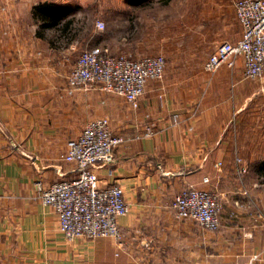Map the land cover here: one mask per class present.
I'll return each mask as SVG.
<instances>
[{"label":"crops","instance_id":"0c3cea01","mask_svg":"<svg viewBox=\"0 0 264 264\" xmlns=\"http://www.w3.org/2000/svg\"><path fill=\"white\" fill-rule=\"evenodd\" d=\"M40 1L0 0V264H233L253 252L264 257V105L250 104L264 77L243 79L240 58L233 68L203 67L220 41L240 36L233 0H122L120 29L107 25L99 38L95 23L77 38L42 26L33 12ZM96 42L133 58L164 55L163 78L147 83L137 107L98 84L68 89L82 45ZM97 116L127 138L110 163L95 167L99 184H122L130 203L119 217L121 249L107 236L67 241L55 211L33 197L37 179L76 177L63 154ZM235 154L247 166L242 177ZM191 184L220 196V229L173 216L172 197Z\"/></svg>","mask_w":264,"mask_h":264},{"label":"built area","instance_id":"2783aa9c","mask_svg":"<svg viewBox=\"0 0 264 264\" xmlns=\"http://www.w3.org/2000/svg\"><path fill=\"white\" fill-rule=\"evenodd\" d=\"M232 4L240 36L235 40L220 41L207 55L203 67L208 72H214L222 64L233 68L236 58H240L242 78L258 81L264 77V0H233ZM95 24L99 28L105 26L101 18ZM164 69L162 53L133 58L126 53H111L107 47L84 48L69 71L68 89H88L98 84L101 89L121 95L137 107L147 83L160 81ZM177 122L176 117L171 119L173 125ZM151 132L148 127L145 134L150 135ZM126 140V136L112 131L107 116L94 117L84 124L63 154L64 160L75 164L76 177L50 184L42 179L35 181L33 197L55 211L59 228L67 241L107 236L114 240L118 249L124 246L119 217L130 211V203L122 184H99L95 167L100 163H110L117 147ZM234 162L237 175L242 177L247 166L236 154ZM221 165L220 161L215 163L217 167ZM202 180L208 181V176L204 175ZM221 207L222 202L216 192L192 184L183 187L170 201L175 218L193 219L199 227L212 231L220 226ZM258 217L264 219L261 213ZM139 264L146 263L141 261ZM233 264H264V257L260 252H253Z\"/></svg>","mask_w":264,"mask_h":264},{"label":"rangeland","instance_id":"374dc122","mask_svg":"<svg viewBox=\"0 0 264 264\" xmlns=\"http://www.w3.org/2000/svg\"><path fill=\"white\" fill-rule=\"evenodd\" d=\"M82 3H78V1H73L74 3V11L72 13V22L71 27L73 28L74 34L76 36H85L84 33L87 31L89 27L93 26V23L96 22L97 19L101 18L105 22V26L103 28H99L96 26V31L94 32L96 34V37H102L107 32V25H109L110 29L111 27L113 29L116 28V23H118V30L120 29V18H121V6H122V0H84L81 1ZM79 13V14H75ZM126 35V34H125ZM115 38H117V35H114ZM104 38V37H103ZM117 42L118 40L115 39ZM92 42V40H90ZM99 42V41H98ZM89 43L88 45H82V48H100L103 46L101 43ZM119 43V42H118ZM81 48V49H82ZM209 52V51H204ZM202 53L201 55H198L203 59L206 55V53ZM257 88H256V94L251 98L250 104L254 105L256 102V105H264V85H261L259 82H257ZM253 99V100H252ZM242 104L246 105L247 101H243ZM221 227V224L219 226V229ZM243 260V259H242ZM139 261V262H137ZM140 261H145L141 259H135V264H139ZM240 261V260H239ZM146 262V261H145ZM147 264V263H146Z\"/></svg>","mask_w":264,"mask_h":264},{"label":"trees","instance_id":"16d2710c","mask_svg":"<svg viewBox=\"0 0 264 264\" xmlns=\"http://www.w3.org/2000/svg\"><path fill=\"white\" fill-rule=\"evenodd\" d=\"M74 3L44 0L33 6L35 15L41 17V25L49 28L59 27L66 34L73 31L71 27Z\"/></svg>","mask_w":264,"mask_h":264}]
</instances>
